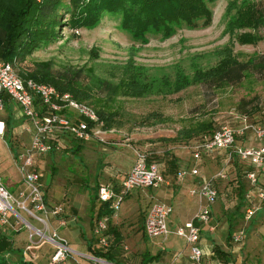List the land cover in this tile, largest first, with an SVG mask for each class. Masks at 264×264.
<instances>
[{
  "label": "rangeland",
  "instance_id": "374dc122",
  "mask_svg": "<svg viewBox=\"0 0 264 264\" xmlns=\"http://www.w3.org/2000/svg\"><path fill=\"white\" fill-rule=\"evenodd\" d=\"M249 1L256 4L260 0ZM230 3L233 7L226 11ZM245 3L243 0H204V3H196L200 8H207L210 15L197 19L193 27L184 22L173 24L169 26L170 33L165 26L143 30L142 23L135 15L130 20L128 16L121 19L120 15L105 13L100 21L89 27L70 28L69 25H62L57 40L28 56L24 61L26 68H31L34 61H51L55 72L93 68L102 80L123 81L134 89L145 90L142 96L120 99V115L117 119L120 127L115 126L110 133L113 135L110 138H117L120 143L116 145L117 148L108 147L107 140L92 141L90 146L98 151H87L70 159L63 157L60 160L62 163L57 164V176L67 177V182H71V178L78 180L81 177L89 184L96 173H100L105 161L110 162L105 165L111 166L114 161H118L116 155L121 156L120 161L127 158L134 160L135 150L145 153L149 161L161 163L162 154L167 149L178 147L162 138H167L164 135H174L190 119L208 118L216 126L229 125L235 129L242 126V116H246L249 121L259 119L257 122H264V113L261 111L255 110L254 115H247L237 107L242 98L253 96L257 98L256 103L264 105V30L261 27L239 28L233 23L236 7L240 6L243 11ZM67 18L68 15H64L62 21ZM249 33L261 36V40L250 42L252 38L251 34L247 35ZM237 60L247 62L249 71L245 77L230 84L208 79L225 64ZM254 64L263 66L254 67ZM152 112L161 113L171 118V121L140 125L143 118ZM247 136V142L255 138L251 133ZM102 145L105 151L100 152ZM53 152L64 155L72 153L63 146ZM245 170L239 167L237 176L240 180ZM234 181H226L225 189L218 191L217 198L236 201L239 195ZM230 185L233 188L231 191L228 188ZM7 189L12 193V189ZM29 221L40 226L35 220ZM17 234L29 242L28 229L24 225ZM133 241H129V247H133ZM51 248L53 251L54 248ZM249 249L250 256L245 264H264V243H254ZM49 253L46 255L49 256ZM10 258V262L18 264L17 253H13ZM38 259H32L31 262L43 264Z\"/></svg>",
  "mask_w": 264,
  "mask_h": 264
},
{
  "label": "crops",
  "instance_id": "0c3cea01",
  "mask_svg": "<svg viewBox=\"0 0 264 264\" xmlns=\"http://www.w3.org/2000/svg\"><path fill=\"white\" fill-rule=\"evenodd\" d=\"M0 124V176L4 186L12 189L14 195H18L26 189L19 169L18 155L28 146L33 127L29 120L23 116L18 104L8 97L3 109L0 110ZM109 134L105 136L106 145L117 148L116 145L120 144L118 139L110 138L113 135ZM247 134H250V132H246L239 137L240 140L237 138L236 144L253 146L261 144L255 138H252L251 142H247ZM164 136L171 137L173 135ZM48 140L58 143L59 146L68 147L69 153L72 152L70 155L53 151L33 155V165L39 173L46 203L49 206L60 204L64 209L60 216H49L48 218L50 228L56 229L58 234L67 240L69 247L73 250L72 254L59 264H90L92 260L89 256L96 257L94 254L97 250L105 249L98 243L94 233L96 216L100 205L103 203L98 196L96 197L98 189L102 185H109L117 189L134 160L127 158L120 161L121 156L116 155L118 161H114L111 166L105 165L110 163L105 161L102 164L103 167L100 169V173H96L89 184H86L81 177H78V180H72L71 178V182H67V177L57 176L58 162L62 163L60 160L63 157L70 159L80 153L84 154L92 150V152L98 151L90 146L92 141L96 142L97 140L78 141L62 133H56L50 136ZM183 145L176 144L178 147H172L171 150L167 149L162 154L161 163L156 162L165 178V183L158 187L132 189L121 201L119 208L113 211L112 215H108L109 222L106 231L109 225L116 226L122 235V243L114 254V262L104 260L102 264H166L174 258V264H189V249L183 239L174 233V230L178 224L193 218L202 204L197 197L188 194V189L196 185L200 177H209L215 174L221 166H224L227 152L220 151L210 158L205 157L199 161H194L189 152L180 147ZM102 147L103 145L100 146V152L105 151ZM105 157H108V155ZM69 161L72 163V160ZM193 166L198 168L200 177L189 174L183 178L177 177L179 169L189 170ZM239 167L246 168L243 179L241 177L242 180L237 176ZM226 170L227 177L217 182V190H224L226 187L224 183L235 179L234 186L238 188L236 192L239 196L236 197V201H232L231 198H217L211 204L210 224L214 228L209 229L207 226H203L199 237L204 264H245L250 256L251 249L249 247H253L254 243H261V241L263 243L264 211L260 210L253 218L244 223L242 210L244 194L249 190L246 173L255 170L258 181L264 185V163L256 164L241 161L236 155L232 154L226 165ZM71 175L73 176V174ZM228 188L230 191L233 189L231 185ZM241 189L242 193L240 194ZM155 201L166 203L172 207V212L167 219L170 233L167 236L149 238L144 235L143 224L150 204ZM21 214L23 215V213ZM60 217H63L64 224L59 223ZM138 224L140 225L138 226ZM139 227H142V229H139ZM240 227L244 228V239L237 244L233 242L232 237L241 229ZM0 231L10 236L14 247L20 248L22 251L28 244L27 238L17 236L19 232H11L5 228ZM106 236L110 238V234L107 233ZM130 240L135 242L133 247H129ZM96 243L99 244L98 247ZM214 248H218L221 253H218ZM51 249V246L47 243L31 248L27 252V256L30 257H24V259L32 261V259L39 258L38 260H42L43 264H50L53 253ZM49 251L50 255L47 256L46 253ZM149 255L151 259H149ZM34 263L36 264V262Z\"/></svg>",
  "mask_w": 264,
  "mask_h": 264
},
{
  "label": "built area",
  "instance_id": "2783aa9c",
  "mask_svg": "<svg viewBox=\"0 0 264 264\" xmlns=\"http://www.w3.org/2000/svg\"><path fill=\"white\" fill-rule=\"evenodd\" d=\"M4 94L18 104L23 116L31 123L33 133L28 146L18 155L19 169L26 189L14 195L4 186L0 176V230L5 228L11 232H19L24 225L28 229L29 240L23 250L24 257H27V252L31 248L47 243L54 248L50 264H59L70 256L73 250L56 229L50 228L48 218L60 216L64 209L60 204L49 206L46 203L39 173L33 165V155L58 150V144L52 146L48 140L56 133L66 134L78 141L96 139L105 142L106 134L112 133L114 129H102L96 111L91 106L75 100L70 93L61 92L50 83L37 82L19 75L15 68V60H0V110L4 107ZM261 112L264 113V109ZM241 120L243 124L240 128L221 125L212 132L203 134L200 139L182 146L194 161L210 158L220 151L227 152L224 166L209 177H200L195 166L189 170L182 168L177 171L178 178L188 174L200 177L197 184L188 189V194L197 197L202 204L193 218L178 224L174 230L189 249V264H204L203 251L199 245L200 232L203 226L214 228L210 224V206L218 197L217 182L227 177L226 165L232 154L241 161L264 163V143L258 146L236 144L237 138L246 132L253 134L257 140L264 141V122L249 121L246 116H242ZM246 178L249 190L244 194L242 210L244 223L260 210L264 211V185L258 181L257 172L248 171ZM163 183L165 178L157 164L149 161L145 153L135 150L134 162L118 188L102 185L98 189V198L101 202H108L109 208L116 211L132 189L158 187ZM22 212L26 217L21 214ZM171 212L170 205L160 201L152 202L144 219L145 235L149 238L167 236L170 233L167 219ZM29 219L35 220L40 226L33 225ZM108 222L109 217L103 215L95 220L94 225L97 241L103 248L109 246L108 237L104 233ZM59 223L64 224L63 217H60ZM243 239L244 228H241L234 234L232 240L239 244ZM262 240L264 243V232ZM89 258L92 260L90 264L104 263L102 258L93 256ZM174 260L166 264H174Z\"/></svg>",
  "mask_w": 264,
  "mask_h": 264
},
{
  "label": "trees",
  "instance_id": "16d2710c",
  "mask_svg": "<svg viewBox=\"0 0 264 264\" xmlns=\"http://www.w3.org/2000/svg\"><path fill=\"white\" fill-rule=\"evenodd\" d=\"M243 1L246 2L243 5L245 9L242 11L240 6L236 7L234 26L237 24L239 28L251 27L252 29L261 27L264 30V0L256 4L249 0ZM196 3H204V0H0V60H15L16 71L22 77L50 83L59 91L70 93L78 102L91 106L101 121L102 129L120 127L117 121L120 115V99L142 96L145 90L143 92V90L134 89L123 81L102 80L93 68L64 69L62 72H55L52 70L51 61H34L31 68H26L24 61L34 51L57 40L58 31L62 25H69L70 28L89 27L100 21L105 13H110L120 15L121 19L128 16L130 20L135 15L136 19L142 23L143 30L150 27L161 29L165 26V29L169 31V26L172 27L173 24L184 22L193 27L197 19L210 15L207 8H200ZM232 7L230 3L226 11ZM64 15H68L65 20L67 22L62 21ZM247 35L252 38L250 42L255 43L261 40V36L252 33ZM262 66V64H254V67ZM248 71L247 62L237 60L225 64L208 79L220 84H230L245 77ZM132 79L135 78L132 77ZM6 99L7 95L4 94V104ZM255 101H257L255 96L248 99L242 98L237 107L243 114L254 115L255 110L264 109V105L260 106ZM167 121H171V118L152 112L143 118L140 125H155ZM218 127L212 119H190L187 124L180 126L173 136L162 138V140L172 144H188ZM49 142L52 146L55 145L54 142ZM239 193H242V189ZM112 213L109 203L103 202L96 219L103 215L110 216ZM104 233L110 234L109 246L97 250L94 255L113 263L114 254L122 243V235L113 225H109ZM214 249L221 253L218 248ZM13 253L19 256L16 261L18 264H35L25 260L22 249L14 247L11 237L0 231V264H13L10 262ZM149 259H151L150 255Z\"/></svg>",
  "mask_w": 264,
  "mask_h": 264
},
{
  "label": "bare ground",
  "instance_id": "6f19581e",
  "mask_svg": "<svg viewBox=\"0 0 264 264\" xmlns=\"http://www.w3.org/2000/svg\"><path fill=\"white\" fill-rule=\"evenodd\" d=\"M0 129H1V124H0Z\"/></svg>",
  "mask_w": 264,
  "mask_h": 264
}]
</instances>
